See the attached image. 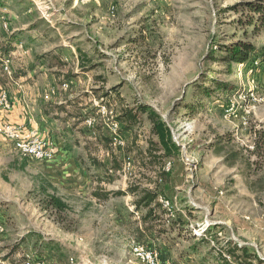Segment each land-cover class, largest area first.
Listing matches in <instances>:
<instances>
[{
	"label": "rangeland",
	"instance_id": "374dc122",
	"mask_svg": "<svg viewBox=\"0 0 264 264\" xmlns=\"http://www.w3.org/2000/svg\"><path fill=\"white\" fill-rule=\"evenodd\" d=\"M250 3L258 0H0L9 25L0 45L14 47V67L46 66L53 55L64 63L50 74L68 83L66 141L92 186L68 194L47 162L0 136V259L143 264L131 250L139 244L158 264H217L234 243L264 264V158L253 154V132L264 131V54L239 64L224 51L245 43L264 53V21ZM129 188L138 190L91 196ZM143 191L159 194L148 219L132 205Z\"/></svg>",
	"mask_w": 264,
	"mask_h": 264
},
{
	"label": "crops",
	"instance_id": "0c3cea01",
	"mask_svg": "<svg viewBox=\"0 0 264 264\" xmlns=\"http://www.w3.org/2000/svg\"><path fill=\"white\" fill-rule=\"evenodd\" d=\"M33 34H30L31 38H34ZM58 59L61 61L60 57ZM55 69L57 70L58 67L53 66V63L46 66L32 65L30 68L21 63L13 66V79L5 77L3 87L0 86L7 91L11 103L9 109H0V124L21 127L27 133H34L52 141L56 146V154L51 161L45 163L44 167L49 179L56 184L62 180L67 183L65 191L70 195H90L91 182L81 165L71 159V148L66 141L69 127L66 128L65 124H69V121L65 116L71 97H67L66 91H59L54 96L46 95L50 87L61 85L58 83L59 78L54 73L50 74ZM58 173L63 175L56 176ZM214 262L221 263L218 260ZM0 264L16 263H10L8 258H5L0 259Z\"/></svg>",
	"mask_w": 264,
	"mask_h": 264
},
{
	"label": "trees",
	"instance_id": "16d2710c",
	"mask_svg": "<svg viewBox=\"0 0 264 264\" xmlns=\"http://www.w3.org/2000/svg\"><path fill=\"white\" fill-rule=\"evenodd\" d=\"M264 1L258 0V3H250L245 4L247 5V9L253 13L258 14L259 18L264 21ZM259 19V20H260ZM253 20L249 19L248 24L252 25ZM14 47L11 45H4L0 47V66H1V59L3 57L9 58L13 52ZM224 51L227 53L228 57L231 61H234L239 64H246L251 59V56L253 55L254 58L257 60L260 58L261 55L264 53L258 54V51L256 48H254L250 44L245 43H238L234 46L225 47ZM55 62L53 63V66H57L58 68H62L64 66V63L61 62L58 57H54L53 59ZM260 64H264V56H262V59H259ZM139 109L141 112H145L147 109L143 108L142 106H139ZM125 118H127L131 123H134L136 120L135 113L133 114L132 111L126 112L124 114ZM149 119L151 121H155L153 115H148ZM254 155H259L264 158V131H254ZM91 162H93V166H96V161L94 159H91ZM115 170H119V166H114ZM112 179H110L109 182H111ZM137 188H129L127 191H116L112 193H99L98 191L94 190L91 193L92 198H94L97 201H105L108 200L111 197H118V196H124L127 194H134L137 192ZM142 197L135 200L132 205L136 209L144 208L146 210L144 219H148L152 216H154V210L155 207H159L158 204V198L159 194L155 191H143ZM221 252V251H219ZM222 254H218L216 256V260L221 261V264H230L227 261L228 258H232L235 261L240 262V264H252L254 261L261 262V259L257 255H251L248 248L245 246L238 247L237 244L231 243L227 245L226 254L221 252ZM238 253H241V255H238Z\"/></svg>",
	"mask_w": 264,
	"mask_h": 264
},
{
	"label": "built area",
	"instance_id": "2783aa9c",
	"mask_svg": "<svg viewBox=\"0 0 264 264\" xmlns=\"http://www.w3.org/2000/svg\"><path fill=\"white\" fill-rule=\"evenodd\" d=\"M1 11H4L3 9ZM0 11V12H1ZM0 31L8 32L9 25L6 22L5 17L0 14ZM13 58L10 56L9 58L3 57L1 59V72L7 78L13 79ZM68 89V83H63L60 87L53 86L50 87L46 95L54 96L59 93V91H66ZM10 100L7 94V91L0 87V109H9L10 108ZM87 124H92V120H87ZM119 124L117 122H113L110 125V132L112 133V142L115 146H122L124 143L118 137ZM0 136L10 141L15 151L21 157H27L31 160H34L39 163H44L51 161L56 154V146L55 144L45 138L40 137L34 133H27L21 127L13 126L10 124H0ZM166 204H168L166 202ZM2 227L0 226V231ZM133 256L138 259L143 264H158V258L155 252L143 247L139 244H134L131 248ZM227 261L232 264L230 258L227 257ZM72 263V259H70ZM38 264H43L40 262Z\"/></svg>",
	"mask_w": 264,
	"mask_h": 264
}]
</instances>
